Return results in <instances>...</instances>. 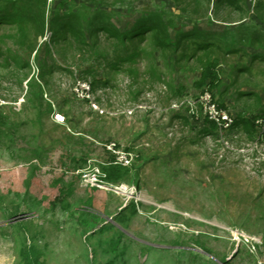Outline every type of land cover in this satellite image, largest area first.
Segmentation results:
<instances>
[{
  "label": "rangeland",
  "instance_id": "374dc122",
  "mask_svg": "<svg viewBox=\"0 0 264 264\" xmlns=\"http://www.w3.org/2000/svg\"><path fill=\"white\" fill-rule=\"evenodd\" d=\"M51 1L50 15L84 3L108 10L123 30L156 11L190 31L206 22L196 13L209 5ZM227 10L220 15L240 20V12ZM45 31L29 27L24 40L16 25L0 24V264H24L25 243L40 249V264H264V137L241 127L202 132L204 119L187 108L202 91L195 83L200 65L190 56L201 53L195 44L162 49L148 34L119 61V46L104 34L90 46L55 41L53 31L45 40ZM239 61L222 60L225 90L213 94L233 116L255 110L241 90L264 94V62L242 75ZM80 82L90 84V98L78 93ZM180 101L185 105L172 108ZM111 142L136 155L115 185L135 188L138 202L81 177L112 160ZM242 235L260 241L253 248Z\"/></svg>",
  "mask_w": 264,
  "mask_h": 264
},
{
  "label": "trees",
  "instance_id": "16d2710c",
  "mask_svg": "<svg viewBox=\"0 0 264 264\" xmlns=\"http://www.w3.org/2000/svg\"><path fill=\"white\" fill-rule=\"evenodd\" d=\"M217 2H223V5L226 2L234 11L240 12L241 19L242 16H245V0H208L207 9L199 10L196 16L198 18L207 17L212 4L213 7L215 5L214 10L218 13L220 5L218 6ZM0 4V24L16 25L24 40H28L27 29L29 27L36 28L39 35L44 33L45 28L48 30L50 26L53 27L50 30L53 31L52 35L54 34L55 41H74L80 45L90 46L98 45L100 34H104L108 41H114L119 46V53L116 56L119 61L129 60V48L135 45V39H145L148 34L153 37L156 46L167 50L172 48L173 51H178L184 41L193 42L196 49L201 52L196 53V51L190 54V56L196 57L201 68L200 77L195 83L202 91L209 89L212 94H214L215 89L220 91L224 88L225 82L220 73L222 60L243 51L241 46L245 43V37L242 36V32L245 34V31L242 30L245 29L243 25L235 28V31L238 30L235 34H229L226 31L223 35L211 37L206 34L208 31L197 26L190 31L180 29L178 23L170 15L166 17L165 12L146 11L129 29L123 30L119 29L112 21L113 18L108 10L97 9L93 12L91 11L92 8L84 3L81 4L80 9L74 8L64 14H60V11L57 10L52 12V15L49 13L50 6H53L51 0H0ZM258 6H260V3L258 4L257 1ZM84 9L89 14L82 13ZM216 13H214L215 16ZM93 34L96 36V40H93ZM186 54L184 53L183 56L186 57ZM262 54L252 56L253 60H264ZM241 62L239 61L237 72L242 75L250 72L251 67L241 66ZM116 64L117 62L114 66ZM239 95L241 97L247 95L253 98L254 106L252 108L255 107V110L245 108L243 113H238L234 118L232 130L241 127L251 138L264 137V131L257 123L258 119H264V94L255 91L246 93L245 90H241ZM221 105L225 106L224 103H221ZM204 121L203 133L216 131L217 126L214 122L207 119H204ZM103 169L107 172L108 180L117 183L129 175L132 166L125 167L111 164L103 166ZM135 205V203L131 204L132 207H135ZM132 212H136V209L133 208ZM21 253L24 264H40L41 251L36 245L25 243Z\"/></svg>",
  "mask_w": 264,
  "mask_h": 264
},
{
  "label": "built area",
  "instance_id": "2783aa9c",
  "mask_svg": "<svg viewBox=\"0 0 264 264\" xmlns=\"http://www.w3.org/2000/svg\"><path fill=\"white\" fill-rule=\"evenodd\" d=\"M50 34L51 32L46 30L44 39L46 40ZM90 88V84L87 82H80L77 85V91L79 94H81V97L90 98ZM183 105H185L184 101L175 102L173 103L172 108L180 109ZM187 108L189 109V114L193 118L199 119L202 117L203 119H207L211 122H214L217 126V129L221 133L232 131L233 129L235 116H233L228 110L220 107V105L214 99V96L209 89H205L197 97L189 99ZM54 118L55 121L59 123L65 121L64 116L60 113H55ZM259 125L262 131H264V119L259 121ZM107 148V150L112 153V160L97 165L92 164L91 171L81 175L82 179L86 183L90 182L91 185H94L99 188L116 187L117 189L124 191L125 193H131L129 197L134 199V202L140 201L141 199L136 196L137 192L135 188L128 189L125 184H122L117 187L115 185L116 183H112L108 180L107 172H105L103 169V166H108L111 164L129 167L135 161V153L117 145L114 142H111L109 145H107ZM242 237L244 238V241L246 240L245 242H247V244H252L253 248H255V243L260 241L258 237L254 236L251 237L247 235H242Z\"/></svg>",
  "mask_w": 264,
  "mask_h": 264
},
{
  "label": "crops",
  "instance_id": "0c3cea01",
  "mask_svg": "<svg viewBox=\"0 0 264 264\" xmlns=\"http://www.w3.org/2000/svg\"><path fill=\"white\" fill-rule=\"evenodd\" d=\"M260 3V6L257 7ZM55 2V1H54ZM215 4V3H214ZM218 6L220 5V10L216 13L215 16V5L212 8L210 13L207 17L198 18L199 21H206L203 22L202 27L197 23L195 26L200 29L208 31L206 32L207 35L211 37H217L218 35H223L226 31L229 34H235V28L238 26L243 25L245 29V34L242 32V36L245 37V43L241 46L243 51L239 52L238 54H233L237 59H241L242 64L245 67L250 66L252 63L256 61L264 62V60H253L252 56L260 55L264 53V0H245V16L240 17V20L228 17V14L225 17L221 16V12L223 10H227V13L234 14V11L229 12L230 7L225 2L223 5L222 3L217 2ZM261 4L263 5L261 7ZM223 5V6H222ZM214 12V13H213ZM264 55V54H262ZM264 58V57H263ZM244 91V90H243ZM245 92H250V89L245 88ZM247 96V95H245ZM248 97V96H247Z\"/></svg>",
  "mask_w": 264,
  "mask_h": 264
}]
</instances>
